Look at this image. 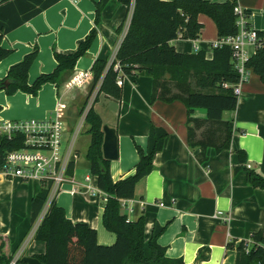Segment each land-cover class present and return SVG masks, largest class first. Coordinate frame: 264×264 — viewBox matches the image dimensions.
<instances>
[{"label":"crops","instance_id":"0c3cea01","mask_svg":"<svg viewBox=\"0 0 264 264\" xmlns=\"http://www.w3.org/2000/svg\"><path fill=\"white\" fill-rule=\"evenodd\" d=\"M236 1L243 11L251 12L250 28L264 33V0ZM99 2L5 0L0 5L1 46L12 50V54L0 62V81L35 47L39 53L29 71V84L42 74L52 73L58 65L54 52H75L95 28ZM130 15L126 6L111 0L102 12L97 37L87 55L77 61L73 72L66 74L60 87L47 83L37 96L21 91L9 96L1 90L0 121L45 119L58 112L68 131V110L75 107V114L81 117L93 84L91 68L97 59L110 61L117 53ZM126 18L119 35L117 30ZM199 21L204 28L198 40L177 39L171 45L180 53L203 50L211 59L213 44L219 39L217 27L205 15ZM249 52L253 55L254 49L249 48ZM122 91L120 102L102 94L92 105L104 126L115 129L118 135L119 158L110 167L115 182L134 175L139 162L136 146L147 150L152 125L168 132L163 149L154 157L153 170L136 185L135 197L124 201L123 212L130 220L145 217L147 238L156 223L166 226L159 244L167 248L169 258L181 259L184 264H234L237 252L228 249L230 242L250 241L255 233L264 237V190L254 188L247 180L248 170L264 178V83L251 70L242 85L237 109L223 115L224 121L234 124L230 150L217 153L208 148L204 159L201 149L189 147L187 108L182 102H152V79L144 76H124ZM193 118L207 120V112L195 109ZM238 151L245 153V164L240 163ZM74 165L72 177L79 185L65 188L56 203L65 210L67 218L96 230L99 245L111 246L116 235L103 225V195L82 186L90 177V184L99 190L98 179L92 174L78 179L76 167L82 165ZM33 182L0 175V235L8 242V248L11 246L14 258L20 253L21 258L34 257L46 250L45 243L33 238L41 218L31 231V201L40 190L39 184Z\"/></svg>","mask_w":264,"mask_h":264},{"label":"trees","instance_id":"16d2710c","mask_svg":"<svg viewBox=\"0 0 264 264\" xmlns=\"http://www.w3.org/2000/svg\"><path fill=\"white\" fill-rule=\"evenodd\" d=\"M111 0H100L96 4L95 28L90 31L77 50L62 54L54 52L56 69L50 74H42L32 85L29 84V71L35 62L39 50L35 47L23 61L13 66L7 77L0 81V91L11 96L18 91L37 96L43 85L51 83L60 87L66 74L74 71L77 61L85 57L97 37V26L101 22L102 12ZM127 7L130 20L124 39L112 64L108 59H97L92 68L93 84L88 98L81 109L84 113L87 103L98 88L94 103L105 96L117 102L122 100V87L118 85L123 76H144L152 79L151 101L164 103L182 102L187 108V141L191 149H201V159L206 150L213 148L217 153L230 150L234 124L224 121L225 112L237 109L238 97L233 86L239 83L240 76L235 69L233 52L230 47L214 48L213 57L207 58L206 52L180 53L171 43L177 39L198 40L204 28L199 21L201 15L209 17L216 25L218 38L236 36L238 16L235 13L236 0L223 3L209 0H117ZM4 1H0V5ZM247 26L251 12L244 11ZM126 20L118 28L120 35ZM261 40L264 33L258 32ZM3 35L0 34V62L12 54V50L1 46ZM119 63L120 70H115ZM264 83V46L257 47L247 63ZM6 82L9 84L6 86ZM195 109H204L207 120L193 118ZM1 110V107H0ZM86 133L90 143L86 152L90 173L98 179L99 190L107 196L104 206L103 225L116 235V242L111 246L99 245L97 231L86 223L73 222L67 218L65 210L52 203L41 224L35 231L34 240L46 245L45 253L36 255L43 264H184L181 259L167 256V248L159 244V238L166 226L156 223L149 238L146 237V222L142 215L130 220L123 212L122 202L135 197L136 185L154 168L153 160L160 152L168 137V132L160 127L151 126L148 135L147 150L136 146L139 162L135 173L115 182L111 175V162L103 157L104 123L93 106L85 117ZM203 130L199 135L198 131ZM24 145V137L14 136L9 139L0 136V171L5 165L7 154ZM240 163L245 164L246 155L237 152ZM75 165L71 163L69 174L73 175ZM237 168L236 170H239ZM247 180L254 188L264 190V178L248 170ZM49 195L48 186H41L39 193L31 201V225L40 218ZM254 242L247 252V241H232L229 250L237 252L234 264H264V250L261 243L264 237L260 233L251 236ZM0 235V264H11L14 257L11 246ZM16 264H22L21 259Z\"/></svg>","mask_w":264,"mask_h":264},{"label":"built area","instance_id":"2783aa9c","mask_svg":"<svg viewBox=\"0 0 264 264\" xmlns=\"http://www.w3.org/2000/svg\"><path fill=\"white\" fill-rule=\"evenodd\" d=\"M235 13L238 16L237 26L239 33L233 37L218 39L213 44V48L228 46L233 52V61L235 69L240 76L239 83L233 86L234 94L239 97L242 92V85L249 79L251 69L247 67V63L252 57L249 48H253L254 52L257 47L264 46V39L261 40L258 32L247 26V18L245 12L236 7ZM130 20V19H129ZM129 24V21H128ZM127 24V27H128ZM116 61V53L113 55L110 63ZM120 65H115V70H120ZM124 84V76L119 78L118 85L122 87ZM98 88L92 94L90 105H88L81 115V125L85 122L88 110L92 107L96 98ZM67 129L65 122L60 115L54 113L51 117L45 119H29L18 121H0V136L12 139L14 136L24 137V145L7 154L4 167L0 171V175L7 179H15L22 182H37L39 186H48L49 195L46 205L41 214V221L48 212L50 206L56 201L57 197L65 190V186H78L79 183L74 181L72 175L69 174L71 163H75L78 158L74 150L75 139L71 144L66 145L65 134ZM91 178H85L87 190L96 194L100 190L93 187ZM102 193V192H100ZM103 195L106 202L107 196ZM125 208L124 201L122 202ZM163 207L164 205L161 204ZM222 214V213H219ZM224 216V215H223ZM40 221V223H41ZM40 225V224H39ZM37 228V227H36ZM247 252L250 251L254 242L247 241ZM264 250V242L261 243ZM18 254L11 264H16L21 259Z\"/></svg>","mask_w":264,"mask_h":264},{"label":"rangeland","instance_id":"374dc122","mask_svg":"<svg viewBox=\"0 0 264 264\" xmlns=\"http://www.w3.org/2000/svg\"><path fill=\"white\" fill-rule=\"evenodd\" d=\"M92 97V96H91ZM91 97L87 103V106L90 105ZM76 108L73 107V109L68 110L67 114L70 115V120H67V126L68 131L65 134V143L66 145L71 144V142L75 139V145L74 150L79 152L80 157L75 160L76 165L78 163H81L82 166L78 165L76 167V177L78 179H84L86 175H90V169L87 167V159H86V147L87 142H90V136L86 133L87 125L83 123L81 125V118L80 116L75 114ZM66 113V112H64ZM76 115V116H75ZM88 148V147H87ZM35 183V182H33ZM36 184V183H35ZM69 186H65V188H68ZM35 226V225H34ZM34 226H32L31 231L34 229ZM30 231V234H31ZM31 237V236H30ZM27 249V248H26Z\"/></svg>","mask_w":264,"mask_h":264},{"label":"water","instance_id":"95a60500","mask_svg":"<svg viewBox=\"0 0 264 264\" xmlns=\"http://www.w3.org/2000/svg\"><path fill=\"white\" fill-rule=\"evenodd\" d=\"M9 83L6 82V86ZM104 141H103V157L105 160L113 162L119 158V142L116 130L108 126L103 127ZM22 264H43L37 258L23 257L21 258Z\"/></svg>","mask_w":264,"mask_h":264}]
</instances>
